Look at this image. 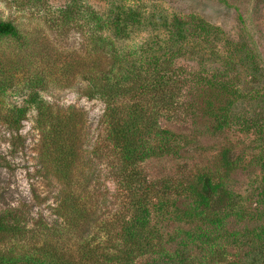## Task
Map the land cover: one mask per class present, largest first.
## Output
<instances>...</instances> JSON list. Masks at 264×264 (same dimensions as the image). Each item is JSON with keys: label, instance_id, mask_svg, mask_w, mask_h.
<instances>
[{"label": "rangeland", "instance_id": "374dc122", "mask_svg": "<svg viewBox=\"0 0 264 264\" xmlns=\"http://www.w3.org/2000/svg\"><path fill=\"white\" fill-rule=\"evenodd\" d=\"M120 12L139 22L115 35ZM0 22L17 31L0 36V216L24 230L6 234L0 252L49 245L64 262L115 264L132 200L117 176L108 107L141 103L159 135L148 138L160 155L135 169L154 188L156 238L133 264H264V0H0ZM177 23L185 41L171 39ZM153 58L170 76L161 100L94 91ZM217 81L232 90L231 106L213 132L205 110L217 103ZM198 174L222 183L233 204L209 237L188 240L199 223L177 214L193 198L175 191Z\"/></svg>", "mask_w": 264, "mask_h": 264}, {"label": "trees", "instance_id": "16d2710c", "mask_svg": "<svg viewBox=\"0 0 264 264\" xmlns=\"http://www.w3.org/2000/svg\"><path fill=\"white\" fill-rule=\"evenodd\" d=\"M119 17V20L112 25L115 35L127 33V30L133 29L135 24L139 22L138 16L131 12H120ZM16 34L14 25L8 22H0V36H15ZM170 35L173 42H182L185 41L188 34L183 23H177L172 26ZM169 80L170 76L163 71L159 59L153 58L145 69L138 68L133 64L119 76L114 77L113 80L104 76L103 83L98 85L94 91L98 92L105 100L117 101L144 93L149 94V92L157 94V98L161 100L165 96L164 89ZM215 85L219 91L217 103L214 106L208 104L205 110L213 118V132L220 131L226 123V113L231 106L228 95L232 91L226 83L221 81H217ZM110 104L112 103L110 102ZM107 116L109 118L110 139L120 154V167L117 176L120 178L125 191L129 193L130 200H132L130 205L132 209L131 218L124 221L122 226L124 247L120 250L121 253L114 255L113 261L115 264H133L136 258L153 253L155 247L152 244V238H156V236L154 232H150L149 227L151 217L149 206L153 199L154 188L152 184L147 185L145 179L139 178L135 169L137 163L160 155L158 147H152L150 145L152 139L150 141L148 138L150 135L155 136L158 133L156 122L153 119L156 115L149 112V109L141 103H134L122 108L116 105L108 107ZM10 125L17 129L20 122L15 118L10 122ZM222 159L226 169L232 170L229 157L223 155ZM175 192L177 196L185 195L193 198V205L184 208L181 213L177 214L180 221L199 223L193 233L187 234L188 240L209 237L210 228L215 227L220 222L218 217L233 204L229 191L222 183L213 181L208 174H198L193 183ZM6 216L8 215L0 216V240L10 233L22 235L24 230L17 224L8 225L5 222ZM14 221L17 223L16 220ZM49 247L48 245L41 249L36 255L32 252L29 255L14 257L11 252H0V264H72L69 261H62L58 256L49 255V250H47L50 249ZM47 256L50 259L47 260ZM107 257L105 258L107 261H112L109 256ZM86 264L96 263L89 262Z\"/></svg>", "mask_w": 264, "mask_h": 264}]
</instances>
